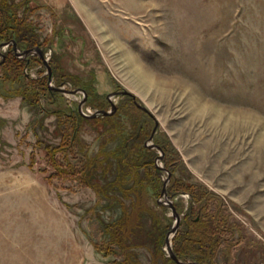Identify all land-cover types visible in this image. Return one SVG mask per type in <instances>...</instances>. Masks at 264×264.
Returning <instances> with one entry per match:
<instances>
[{"label":"rangeland","instance_id":"374dc122","mask_svg":"<svg viewBox=\"0 0 264 264\" xmlns=\"http://www.w3.org/2000/svg\"><path fill=\"white\" fill-rule=\"evenodd\" d=\"M6 7L24 30L6 24L0 32L7 43L0 46V264H114L106 232L133 194L115 190L108 201L79 180L88 155L107 167L94 180L117 175L116 154L105 164L102 150L121 142L116 124L108 132L91 119L101 114L84 115L110 110L114 90L129 91L151 113L132 96L111 98L110 114L126 131L140 122L134 113L143 116L138 142L153 151L148 163L160 179L157 196L143 202L164 206L167 233L175 224L168 201L175 207L171 245L178 231L190 234V217L201 216L225 238L217 264H264V0H6ZM16 40L41 48L46 64L38 51L14 49ZM7 57L26 67H6ZM59 86L85 90L82 110L83 93ZM133 250L150 264L148 247Z\"/></svg>","mask_w":264,"mask_h":264},{"label":"trees","instance_id":"16d2710c","mask_svg":"<svg viewBox=\"0 0 264 264\" xmlns=\"http://www.w3.org/2000/svg\"><path fill=\"white\" fill-rule=\"evenodd\" d=\"M13 12L14 10H10L6 7V0H0V32L6 30V24L14 25V29L18 30L19 34L23 32V28L19 29L16 23H11L10 20H8L9 18L11 20L13 19L11 18ZM33 45L23 46L16 40V46L20 48V50L31 48ZM5 60L6 67L15 66L16 69L20 68L21 70L26 67L24 61L22 65H20V62L17 63L20 59L16 60L7 57ZM37 99H41V97L38 96ZM74 114L75 112L71 115L74 116ZM138 117H140V122L143 123V120H141L143 117L142 114L134 113V118L137 119ZM82 119L85 120L87 118ZM91 119L96 124H102L105 131L108 132H111V130L106 129V127L109 126V122H114L116 124L117 131L115 133L121 136V142L119 145L115 146V151L106 146L102 147V150L106 149L103 153L104 156H106L103 162L105 164L110 162L108 159L111 156L108 155L116 154L115 170L117 175L114 180L108 184L94 180L93 175L95 170L97 168L99 169V166L104 169L107 167L103 166V164L101 165L102 162H99L100 158L97 155H95L96 157L88 155L85 164H82L80 167L81 169L79 171H82V173L79 176V180L83 184L90 186L99 198H105L108 201L111 200L112 191L115 190H118L124 198H130L131 194H133V197L130 199V206L127 207L125 203L122 202L119 218L112 225L108 226L105 239L108 251L106 252L116 256L114 264H140L137 254L133 249L137 246H145L150 250V264H177L164 250V240L170 219V217L165 214L164 206L159 205L160 208L155 209L148 207L143 202V197L145 195L153 198L157 196L160 179L156 174V170L148 163V160L152 157L153 151L148 150L141 142H138L143 133L139 126L140 122L135 128L131 127L129 129L127 127L128 130L126 131L124 124H121L123 121L119 117V114L116 115L115 112L113 114L105 116L100 115ZM107 139L112 138L108 136ZM107 139L106 141H108ZM65 147L66 146H60L58 149H64ZM141 169L144 170L147 177H141ZM130 178L134 179V182L131 184H129ZM173 180L172 182L174 183L176 180ZM184 191L189 192L187 190ZM189 193L191 194V192ZM202 209L203 207L198 205L195 209V213L202 211ZM163 218L165 220L167 219L168 222L163 223ZM200 219L201 216L199 218L190 217L189 222L191 223L192 229L190 230V234L184 236L181 231H178L173 236L172 249L179 260L194 261L200 264H217L214 260V255L221 245L222 240H225V238H222L224 236L220 234L222 230L216 222L214 224L215 226H210L205 222H201Z\"/></svg>","mask_w":264,"mask_h":264},{"label":"water","instance_id":"95a60500","mask_svg":"<svg viewBox=\"0 0 264 264\" xmlns=\"http://www.w3.org/2000/svg\"><path fill=\"white\" fill-rule=\"evenodd\" d=\"M7 43H0V46L2 45H6ZM14 46L13 48L16 49V44L13 42ZM32 51H38L39 52V55L41 56V60L46 64V60L44 59V53L43 51L41 50V48L39 47H35V48H28V49H25L23 50L22 54H27V53H30ZM49 78H50V75H49ZM56 90H59V91H66V92H69V93H76V92H82L83 93V99L79 102V108L82 110V106L84 105L85 101H86V92L84 89L82 88H77V89H64L63 87H55ZM118 94H123V95H129V96H132L136 106L138 108H140L141 110H143L144 112L148 113V114H151L149 112V110L143 106L142 104H140L139 102L136 101L135 97L133 94H131L129 91L127 90H114L112 92L109 93L108 95V99L110 101V105H111V108L110 110H105V109H100V110H96L94 113L92 114H84L85 116L87 117H94L96 115H107V114H110L112 113L115 108H116V105L114 104V102L111 100V98L115 95H118ZM158 125V123L156 122L155 123V126L150 134V137H149V140L152 138V135L156 129V126ZM147 145V144H146ZM148 146L150 147H154V148H158L159 149V146L157 145H154V144H149L148 143ZM164 190V188H163ZM162 190V191H163ZM168 204L170 205V208L173 212V216H174V219H175V224L172 226L171 230L166 234V237H165V249H166V252L168 254V256H170V258H172L174 261H176L177 264H200L198 262H194V261H189V262H185V261H182V260H179L178 257L176 256V254L174 253L173 249H172V245H171V242H170V235L171 233H173L174 231H176V228H177V225H178V215L176 213V210H175V207L173 206V204L168 201Z\"/></svg>","mask_w":264,"mask_h":264},{"label":"flooded vegetation","instance_id":"af4514ba","mask_svg":"<svg viewBox=\"0 0 264 264\" xmlns=\"http://www.w3.org/2000/svg\"><path fill=\"white\" fill-rule=\"evenodd\" d=\"M5 57H6V56L3 55V59H4ZM3 61H4V60H2L1 62H3ZM1 62H0V63H1Z\"/></svg>","mask_w":264,"mask_h":264}]
</instances>
